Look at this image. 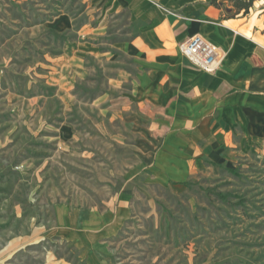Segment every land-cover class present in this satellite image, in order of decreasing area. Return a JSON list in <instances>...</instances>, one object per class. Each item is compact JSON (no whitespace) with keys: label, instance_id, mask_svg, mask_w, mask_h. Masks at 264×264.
Returning a JSON list of instances; mask_svg holds the SVG:
<instances>
[{"label":"rangeland","instance_id":"obj_1","mask_svg":"<svg viewBox=\"0 0 264 264\" xmlns=\"http://www.w3.org/2000/svg\"><path fill=\"white\" fill-rule=\"evenodd\" d=\"M145 24L116 0H0V264H264V138L155 177L173 107L127 50Z\"/></svg>","mask_w":264,"mask_h":264},{"label":"crops","instance_id":"obj_2","mask_svg":"<svg viewBox=\"0 0 264 264\" xmlns=\"http://www.w3.org/2000/svg\"><path fill=\"white\" fill-rule=\"evenodd\" d=\"M116 1L146 22L127 45L148 68L141 87L171 92L169 126H157L161 144L150 152L157 180L185 183L205 161L218 167L238 143L264 138V10L223 19L212 0ZM196 35L223 54L213 74L183 60L179 45ZM122 201L115 226L128 209Z\"/></svg>","mask_w":264,"mask_h":264},{"label":"built area","instance_id":"obj_3","mask_svg":"<svg viewBox=\"0 0 264 264\" xmlns=\"http://www.w3.org/2000/svg\"><path fill=\"white\" fill-rule=\"evenodd\" d=\"M180 52L199 70L209 74L215 73L223 62L222 52L199 35L182 43Z\"/></svg>","mask_w":264,"mask_h":264},{"label":"trees","instance_id":"obj_4","mask_svg":"<svg viewBox=\"0 0 264 264\" xmlns=\"http://www.w3.org/2000/svg\"><path fill=\"white\" fill-rule=\"evenodd\" d=\"M258 0H212L211 5L222 13L223 19L247 17Z\"/></svg>","mask_w":264,"mask_h":264}]
</instances>
